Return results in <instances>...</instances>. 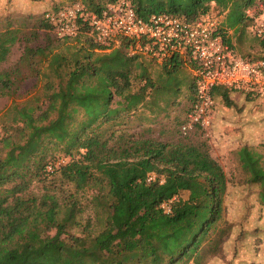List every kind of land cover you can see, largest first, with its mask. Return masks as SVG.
<instances>
[{"label": "trees", "instance_id": "1", "mask_svg": "<svg viewBox=\"0 0 264 264\" xmlns=\"http://www.w3.org/2000/svg\"><path fill=\"white\" fill-rule=\"evenodd\" d=\"M66 1L52 10L80 2L98 12L118 0ZM126 1L144 18L168 14L188 22L215 9L222 38L233 49L228 31L244 32L253 22L247 12L260 0ZM37 28L48 35L44 18ZM35 37V31L24 33L11 18H0V65L22 43L24 67L0 72V98L11 99L0 113V264H203L216 255L230 235L223 168L205 141L150 135V124L179 96L183 74L189 107L194 102L189 68L178 57L163 63L128 57L125 42L104 52L84 28L71 38L49 36L45 46H30ZM259 42L264 49V39ZM174 76L179 86L170 94L167 80ZM27 77L36 80L34 92L18 103ZM232 92L217 87L212 97L234 108ZM136 121L145 129L131 130ZM57 158L64 164L47 172ZM237 160L245 184L257 187L264 206L262 154L241 147ZM34 183L38 193L31 191ZM166 202L169 213L161 208ZM89 205L93 220L83 218ZM132 207L141 211L140 222L131 226L135 242L113 243L107 236L110 212L130 215Z\"/></svg>", "mask_w": 264, "mask_h": 264}, {"label": "rangeland", "instance_id": "2", "mask_svg": "<svg viewBox=\"0 0 264 264\" xmlns=\"http://www.w3.org/2000/svg\"><path fill=\"white\" fill-rule=\"evenodd\" d=\"M66 3L68 1L65 2V0H0V18H11L14 26L21 28L24 33L30 34L35 31L36 37L32 39L30 46H45L47 38H51L52 35L48 33L51 36L49 37L44 29L37 28V26L41 23L45 11ZM211 10L213 15L217 14L215 9ZM247 13L253 17V22L239 34L228 31L229 41L239 56L264 60V49L259 42L260 39H264V34L261 37L255 35L258 24L264 23V0L257 2ZM22 49V43H16L12 47L7 60L0 65V72L13 71L19 67L24 69L19 64ZM187 76L183 74L180 86L179 83L176 84L175 76L167 80L170 94L177 92V85L181 92L166 113H162L156 121L150 124L149 127L152 130L150 135L167 142L184 138L205 141L209 145L210 155L223 168L227 180L226 193L223 198L224 220L230 228V235L226 241L231 240L223 242L216 255H207L203 264H264V206L258 201L257 187L245 184L246 174L237 160L238 149L248 147L261 153L264 161V109L259 100L249 99L241 93L234 95L233 99L239 102V106L234 109H222L220 106L222 103L214 98L213 115L219 113L225 123L216 121L215 117L209 136L198 129L183 136L178 128L190 103L191 91ZM35 82L33 77H27L20 84L15 97L18 103L25 101L34 92ZM10 102L11 99L0 98V113L8 107ZM226 122L229 123L226 124ZM137 124L139 125L138 121L134 123L131 130L140 131L147 125L143 122L137 128ZM39 190L40 185L34 183L31 191L38 193ZM91 193L88 191L86 197ZM94 211L89 205L85 208L83 218L91 217L93 220ZM140 212L137 207L130 208V215L122 214L123 211L112 210L110 212L107 236L114 237L113 243L135 242L131 226L140 222Z\"/></svg>", "mask_w": 264, "mask_h": 264}, {"label": "built area", "instance_id": "3", "mask_svg": "<svg viewBox=\"0 0 264 264\" xmlns=\"http://www.w3.org/2000/svg\"><path fill=\"white\" fill-rule=\"evenodd\" d=\"M43 18L55 39L74 37L84 28L104 52L125 42L123 49L128 57L143 55L157 63L178 57L191 72L195 96L179 129L183 136L197 129L209 136L214 108L212 91L217 87L250 94L264 109V60L239 56L223 40L220 21L213 14L190 22L168 14L144 18L128 1L118 0L98 12L75 2L47 11ZM263 34L261 22L255 35ZM62 164L64 159L57 158L46 170L52 172ZM170 202L161 205L166 213L170 212Z\"/></svg>", "mask_w": 264, "mask_h": 264}, {"label": "crops", "instance_id": "4", "mask_svg": "<svg viewBox=\"0 0 264 264\" xmlns=\"http://www.w3.org/2000/svg\"><path fill=\"white\" fill-rule=\"evenodd\" d=\"M188 73H189V75H190V77L192 78V76H191V73L188 71ZM236 93H240V92H232V93H230V98H231V100H233V102H234V104L236 105V106H239V102L238 101H235L233 98H234V95L236 94ZM243 95V94H242ZM215 99H216V101H220L222 104L220 105L221 107H222V109H231V108H227V107H225V105H223V101H222V99H221V97L219 96V95H217L216 97H215ZM232 109H234V108H232ZM215 117H216V121H218V122H221L222 124H224L225 123V121H223L222 119V117H220V115H219V113H218V115H217V113L215 114V116L213 115V112H212V129H213V123H214V119H215ZM227 123H229V122H226V124Z\"/></svg>", "mask_w": 264, "mask_h": 264}]
</instances>
